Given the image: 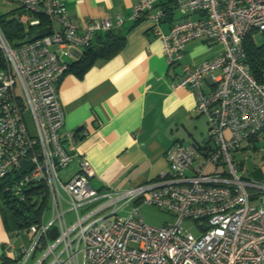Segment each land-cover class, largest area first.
Listing matches in <instances>:
<instances>
[{
    "label": "built area",
    "instance_id": "2783aa9c",
    "mask_svg": "<svg viewBox=\"0 0 264 264\" xmlns=\"http://www.w3.org/2000/svg\"><path fill=\"white\" fill-rule=\"evenodd\" d=\"M12 1L26 32L45 29V20L50 34L13 47L0 28L6 65L0 72V181L8 180L5 190L17 205L40 204L46 195L38 223L17 233L28 244L7 245L10 260L28 264L43 250L35 264H264V184L243 179L234 157L264 140V68L256 79L243 47L249 36L255 44L254 36H264V0L138 1L131 20L153 23L169 67L180 65L186 47L201 40L223 52L200 66H182L176 85L195 92L197 110L208 118V143L201 149L175 144L167 172L120 192L90 186L94 172L77 154L78 134L64 131L57 86L67 71L60 56L91 47L97 34L122 27L123 20L80 25L63 0ZM166 19L171 25L163 32L159 23ZM207 81L212 87L205 91ZM22 161L29 164L24 173ZM73 164L76 174L63 181L60 171ZM125 205L134 208L128 218L119 215ZM142 205L174 222L146 224ZM184 222L201 233L192 235Z\"/></svg>",
    "mask_w": 264,
    "mask_h": 264
},
{
    "label": "crops",
    "instance_id": "0c3cea01",
    "mask_svg": "<svg viewBox=\"0 0 264 264\" xmlns=\"http://www.w3.org/2000/svg\"><path fill=\"white\" fill-rule=\"evenodd\" d=\"M138 1H62L68 17L80 25L88 20H108L115 25L119 18L123 26L115 30L132 28L118 55L97 61L82 77L65 73L57 86L65 113L64 131L78 134L76 151L93 169L90 186L96 191L120 192L150 184L167 172V152L175 144L201 149L209 141L204 135L206 125L209 130L208 118L198 112L195 92L176 85L182 78V66L213 61L223 47H212L206 40L194 42L186 47L181 64L169 67L162 44L153 35V23L149 19L136 24L131 20ZM170 25L171 19L159 23L163 32H168ZM103 34L94 37L93 45ZM84 51L70 50L60 61L68 68ZM211 87L207 81L204 89ZM234 157L243 179L264 184V140L237 151ZM76 172L73 164L59 175L68 181ZM144 210L149 219L157 213L151 208ZM149 224L156 226L151 221ZM20 241L28 244L26 236ZM8 244L18 249L19 240L7 230L0 207V264L10 259Z\"/></svg>",
    "mask_w": 264,
    "mask_h": 264
},
{
    "label": "trees",
    "instance_id": "16d2710c",
    "mask_svg": "<svg viewBox=\"0 0 264 264\" xmlns=\"http://www.w3.org/2000/svg\"><path fill=\"white\" fill-rule=\"evenodd\" d=\"M17 12L19 15L20 10L17 9ZM141 21H136L135 24ZM46 24L45 20H41L40 29H46ZM0 28L6 40L13 47H17V44L25 41L28 36L39 31L37 28H30L26 32L24 27L19 23L18 17L10 19L6 16H0ZM131 29L126 31L113 30L100 35L97 45L92 44L91 47L85 49L82 56L75 63L68 66L65 73L70 72L78 77H82L97 61H106L115 57L125 47L127 35ZM243 47L246 53V62L253 75L259 80L260 72L264 68V43L257 45L249 36L245 40ZM5 69L6 65L0 53V72ZM8 183V180L0 181V207L7 230L11 235L17 237V233L23 232L28 227L38 223V218L46 205V195L41 199L40 204L24 203L17 205L10 200L9 194L5 190ZM42 195L44 196V193ZM2 264L16 263L5 258Z\"/></svg>",
    "mask_w": 264,
    "mask_h": 264
},
{
    "label": "rangeland",
    "instance_id": "374dc122",
    "mask_svg": "<svg viewBox=\"0 0 264 264\" xmlns=\"http://www.w3.org/2000/svg\"><path fill=\"white\" fill-rule=\"evenodd\" d=\"M17 9H19V5L16 4L14 1H12V0H0V16H6L7 18H10V19L17 18L19 16ZM255 39H256L257 45H262L264 43V36H262V35H256ZM216 46H220V45H213L212 47H216ZM208 134H209V130H208V127L206 125L204 135H208ZM227 135H228V133H227ZM248 165L250 166L249 162L246 163L247 167H248ZM212 170H213V167H211V166L208 167V169H207L208 172H211ZM60 176L62 177V174H60ZM144 208H151L157 212L153 215V219L152 218L149 219V217L145 216ZM139 211H140L139 212L140 217L143 219V221L146 224H149V221H151L152 223H156V226L149 224L150 226H153V227H161L163 225L172 224L174 222L172 216H170L167 213L161 212V211L155 209L154 207L141 206L139 208ZM133 212H134L133 206H127V207H124L121 209V211L119 212V215H120V217L128 218L133 214ZM71 218H72L71 215H69L68 220H70ZM8 219L10 221L9 217H8ZM135 219H138V216H135ZM182 227L194 236H198L201 233L199 231V229L192 223L184 222ZM21 235L23 237L24 233H22ZM19 240H21V237L19 238ZM15 243H16V241H15ZM44 254H45V252L43 250L38 251L35 259L31 260L28 264H35Z\"/></svg>",
    "mask_w": 264,
    "mask_h": 264
},
{
    "label": "water",
    "instance_id": "95a60500",
    "mask_svg": "<svg viewBox=\"0 0 264 264\" xmlns=\"http://www.w3.org/2000/svg\"><path fill=\"white\" fill-rule=\"evenodd\" d=\"M157 11L158 10H155L153 12V15H155L157 13ZM49 34H50V30L49 29H44V30L38 31L35 34H33L31 36H28V38L25 41L17 44L16 46L19 47V46H22V45H25V44H28V43H32L34 41L43 39L44 37L48 36ZM28 165L29 164L27 162H25V161L21 162V167H22L21 173L26 172V167H28ZM50 235H51V239H54L55 236H56V230H52Z\"/></svg>",
    "mask_w": 264,
    "mask_h": 264
}]
</instances>
